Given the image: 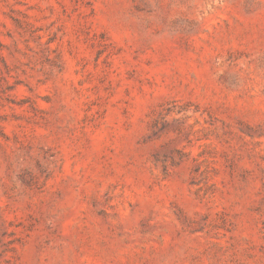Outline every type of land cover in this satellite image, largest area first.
Masks as SVG:
<instances>
[{"label":"rangeland","instance_id":"obj_1","mask_svg":"<svg viewBox=\"0 0 264 264\" xmlns=\"http://www.w3.org/2000/svg\"><path fill=\"white\" fill-rule=\"evenodd\" d=\"M0 264H264V0H0Z\"/></svg>","mask_w":264,"mask_h":264}]
</instances>
